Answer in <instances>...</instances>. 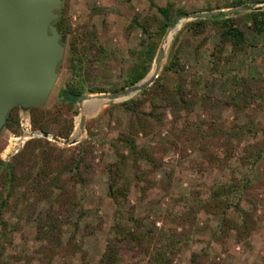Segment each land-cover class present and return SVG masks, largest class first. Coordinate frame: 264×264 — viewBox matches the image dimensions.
Returning a JSON list of instances; mask_svg holds the SVG:
<instances>
[{"label":"rangeland","instance_id":"obj_1","mask_svg":"<svg viewBox=\"0 0 264 264\" xmlns=\"http://www.w3.org/2000/svg\"><path fill=\"white\" fill-rule=\"evenodd\" d=\"M244 1L63 0L60 13L65 14L72 34L66 42L61 41L66 54L58 67L59 77L45 105L38 108L46 114L47 132L53 135L58 124L53 117L59 116L63 123L73 119L74 132L82 110L88 112L78 143L65 145L47 138L63 151L61 155L49 149L52 167L47 182L65 186L70 200L60 214L56 234L50 237L46 233V195L40 199L32 194L22 197V187H16L10 196L8 188L0 185V203L8 197L0 218L7 223L4 231L0 222V264H99L108 244L115 240L112 228L119 218L118 206L109 194V166L119 153H129L119 140L122 133L130 132L131 115L122 103L138 97L142 89L108 102L95 96L133 86L121 88L131 68L141 62L143 42L153 40L159 31L157 6L169 5L188 13L173 26L177 32L165 48L157 75L145 87L151 92L143 97L144 128L134 135L138 146L147 149L152 159H130L118 175L120 185H129L123 198L124 224L136 228L129 220L135 217L149 237L141 246L123 242L117 248L119 261L114 264H149L161 229L176 241L173 264H264V31L254 30L251 17L253 11H264V0ZM241 6L246 8L227 17L244 30L250 44L246 53L235 54L229 43L220 42V22L214 18H198L208 19L204 27L191 25L198 19L190 18V14ZM255 6L262 8L256 10ZM171 27L159 40V47ZM73 38L83 55L88 89L106 91L86 90L84 99L71 105L61 91L73 77L66 56ZM175 49L185 71L175 72L179 66H173L164 76ZM156 59L146 76L155 68ZM160 75L166 94L152 90ZM178 84L187 93L188 110L182 109ZM247 85H251L252 93L232 100L237 91L248 92ZM15 108L18 129L6 122L0 132V159L4 161L26 148L25 144L17 154L3 155L10 133H21L23 118L29 119L33 128L46 131L34 125L35 107L25 112ZM152 111L155 117L148 114ZM81 151L85 161L79 168L82 174H77L68 161ZM39 153L30 155L25 163L31 164ZM220 184H234L229 199L213 198ZM50 190L59 193L52 183ZM194 205L199 209L196 217L189 214Z\"/></svg>","mask_w":264,"mask_h":264},{"label":"trees","instance_id":"obj_2","mask_svg":"<svg viewBox=\"0 0 264 264\" xmlns=\"http://www.w3.org/2000/svg\"><path fill=\"white\" fill-rule=\"evenodd\" d=\"M245 2L246 1L242 0V2H239V4H244ZM172 7L170 5L165 7L157 6V10L161 15V26L159 28V31L156 33V37H154L153 40H149L148 38V40H145L143 42V49H141L139 52L141 62L135 64L131 68L128 81H125L124 84L121 85V88L127 85H134L135 83L141 81L147 75L152 67L154 60L156 59L159 40L164 35L167 28L172 26L163 41V46L167 44L170 45L172 39L174 38V35L177 32L176 27L173 26L179 19L185 17V15L188 13V11L181 8L172 9ZM227 16L228 14L224 12H220L219 14L210 16L211 18H214V20L220 22V42L222 44L229 43L232 46L235 54L240 52L246 53L250 44L246 39L244 30L240 26H236L233 20ZM251 17L253 20L254 30H256L258 33L263 32L264 11H253L251 13ZM65 18V14L62 13L61 17L56 21L58 30L62 35V42H66L68 40V36L72 34V28L66 22ZM206 20L208 19H198L197 21L192 22L191 25H196V29L200 25L201 27H204ZM202 30L203 29L201 28V31ZM144 32L148 34L147 37H151V34L147 29L144 28ZM69 45L70 48L68 49L66 56L73 77L66 83L61 91V94L65 97V100L73 105L79 99V97L86 92V90H90V92H103L106 90L100 87H92L91 89H88L83 73L84 59L83 55H81L79 51L77 39L73 38L71 41H69ZM173 66H179V68L175 72L180 73L182 71H185V67L179 61L176 49L173 57L170 60V63L166 65L164 69V76L172 70ZM155 69L156 66L153 69L152 73L147 76L148 79L155 78L160 68L156 70ZM162 77L163 75H160L158 80L153 83L154 87H152V90H154V94H158L159 92L160 94L165 93V91L161 89L164 88V84L160 80ZM199 79L200 77H197V80ZM247 89L248 92L246 93H243V91H237V95L231 97L232 100L239 95L252 93V91L250 90L252 89L251 85H247ZM150 90L151 89L149 88H143L138 97L126 100L122 103L125 110L128 111L131 115L130 132L125 134L122 133L119 136V140L122 142L124 147L127 148L129 153H127V155H125V153H119L117 155L116 162L110 164L109 166V171L111 172L108 177L109 194L114 203L118 206L116 210V216L119 218V221L112 228V233L114 235L113 239L115 240L110 241L107 246V250L100 259L99 264H114L119 261L117 248H121L123 246V242L130 246H133L134 244L141 246V242L149 237L145 232H143L141 225L139 224V222H137L138 220L135 217L130 216L129 220L134 222L136 228L131 229L130 227L125 226V218L123 215V208L125 207V204L123 198H126V196L128 195L127 193L129 191V185H120L118 181V175L121 172L122 165L130 159L132 161H136L139 158H145L146 160L150 161L152 159V156H150V152L145 148H140L134 137L136 132H141V130H143L144 128L145 120L142 116L146 114V111L142 110V106L144 104L143 97L145 98V96L151 92ZM177 94L179 100L181 101L182 109L188 110L189 105L187 99L185 98L187 93L185 92L183 85H177ZM15 110L16 108H13L11 110L7 118V122L9 126H11L14 130H17L19 127V120L17 114H15ZM33 113L34 125L47 131L49 129V123L48 120L44 119V117L46 118L47 116L43 113V109L35 107ZM75 113L78 112L75 111ZM154 113L155 111H152L148 114L154 116ZM155 115L157 119L161 118L159 114ZM133 117L136 119L135 121H133ZM53 119L58 123L57 126L54 127V133L62 138H68L74 129L73 119H69L64 123L59 119V116H56V118L53 117ZM232 131H228V134L231 135L233 133ZM78 133L79 132H77L76 135ZM25 147L26 148H24L19 154L14 156V158L10 161H4L0 159V185H2L3 188H8L7 192L10 196L15 193L14 190L16 187H22V197L27 196L29 198V195L32 194L40 199L42 196L44 197L46 195L49 200V206L46 209L45 213V216L47 218L46 224L48 223L49 226L46 233L50 237H52L56 234V231L59 228L57 227V222H60L61 220V212L65 208H67L70 196H66L65 186H60L57 181H51V183L54 184V186H58L59 193H55L56 191H49V186L51 183H48L47 180L51 174L52 161L48 153L49 149L57 150L61 155L63 151L56 148L55 146H52L47 138H32L26 143ZM35 152H40L37 158L34 159L31 164H26L25 161L28 162V159L30 160V155L34 154ZM70 161L71 162L68 161L70 168L77 174H82L81 172H79V168L85 161V152H79L76 157L71 158ZM233 186L234 184H230L229 187L224 186L223 184L218 185L213 194V198L218 199L219 197L223 196L225 200L229 199V194L232 193ZM7 204L8 197L6 196L0 203V218ZM56 205H58V208H55ZM198 211L199 209L196 208V205H194L189 209V214L196 217ZM0 222L4 227L3 230L6 231L7 223L3 221V219ZM151 237L152 236H150V238ZM153 240L154 238L150 242H152ZM116 242L120 245H117ZM157 244L158 245H156L152 249L153 253L150 254L148 263L173 264L172 254L176 251V249H174L176 247V241H172L171 234L161 229L159 233V241L157 242Z\"/></svg>","mask_w":264,"mask_h":264},{"label":"water","instance_id":"obj_3","mask_svg":"<svg viewBox=\"0 0 264 264\" xmlns=\"http://www.w3.org/2000/svg\"><path fill=\"white\" fill-rule=\"evenodd\" d=\"M63 0H0V132L6 126L7 117L15 107L23 112L33 107H43L59 77L58 67L63 62L66 46L54 22L60 16L58 10ZM246 8H230L225 11H206L190 14L192 19L207 18L224 12L231 14ZM261 6H255L259 10ZM165 56L163 45L159 47L156 69ZM155 69V70H156ZM153 79L146 76L136 85L112 93L96 95L108 101L134 94L145 88ZM79 99H84L80 96ZM86 99V98H85ZM87 113L82 110L78 126L68 138L42 131L44 138L73 145L80 141L76 132H85Z\"/></svg>","mask_w":264,"mask_h":264},{"label":"built area","instance_id":"obj_4","mask_svg":"<svg viewBox=\"0 0 264 264\" xmlns=\"http://www.w3.org/2000/svg\"><path fill=\"white\" fill-rule=\"evenodd\" d=\"M21 129L22 131L19 134L10 133L8 139V145L3 151V155L5 157H9L11 155L17 154L25 146L26 142L29 141L30 139L43 137L42 130L33 128V126L30 123V120L27 118L22 119ZM28 129H31L36 133L31 136H27L26 133Z\"/></svg>","mask_w":264,"mask_h":264},{"label":"bare ground","instance_id":"obj_5","mask_svg":"<svg viewBox=\"0 0 264 264\" xmlns=\"http://www.w3.org/2000/svg\"><path fill=\"white\" fill-rule=\"evenodd\" d=\"M166 47H167V45L164 46V48H166ZM107 102H108V100H107ZM85 113H88V112L85 111ZM32 132H33V134L36 133L35 131L28 129L26 135L31 136V135H33ZM78 132L79 133L76 136H78V138H80L82 136V133L80 131H78Z\"/></svg>","mask_w":264,"mask_h":264},{"label":"flooded vegetation","instance_id":"obj_6","mask_svg":"<svg viewBox=\"0 0 264 264\" xmlns=\"http://www.w3.org/2000/svg\"><path fill=\"white\" fill-rule=\"evenodd\" d=\"M61 9H62V6H61L60 10H58L60 16H61V13H60ZM60 16L58 17V19L60 18ZM58 19H57V20H58ZM57 20H56V21H57ZM56 21H55V22H56ZM55 22H54V23H55ZM61 41H62V35H61Z\"/></svg>","mask_w":264,"mask_h":264}]
</instances>
